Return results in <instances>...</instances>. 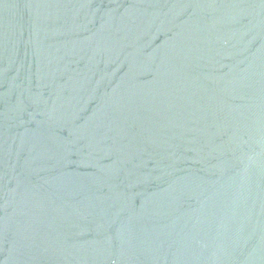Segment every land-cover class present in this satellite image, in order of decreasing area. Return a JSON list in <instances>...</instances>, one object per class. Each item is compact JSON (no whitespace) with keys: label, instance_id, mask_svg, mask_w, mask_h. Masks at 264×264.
Wrapping results in <instances>:
<instances>
[{"label":"water","instance_id":"water-1","mask_svg":"<svg viewBox=\"0 0 264 264\" xmlns=\"http://www.w3.org/2000/svg\"><path fill=\"white\" fill-rule=\"evenodd\" d=\"M0 264H264V0H0Z\"/></svg>","mask_w":264,"mask_h":264}]
</instances>
